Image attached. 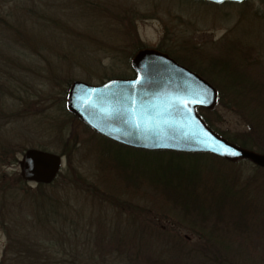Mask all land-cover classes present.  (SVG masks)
I'll return each instance as SVG.
<instances>
[{
	"label": "rangeland",
	"instance_id": "1",
	"mask_svg": "<svg viewBox=\"0 0 264 264\" xmlns=\"http://www.w3.org/2000/svg\"><path fill=\"white\" fill-rule=\"evenodd\" d=\"M256 41L264 43L262 0L221 6L190 0H0V264H31L27 251L47 255L43 261L65 263L63 258L69 256L60 258V245H41L64 230L70 235L77 232V255L85 244L88 249L95 246L97 237L103 248L106 244L113 256L106 254L100 264L134 262L130 259L135 250L139 252V236L150 230L155 234L150 242L153 254L172 261L171 234L185 239L176 237V243L196 253L191 248L204 241L186 226L180 208L166 207L149 186L137 192L127 182L139 178V182L186 184L193 179L198 183V174H224L227 169L219 170V163L208 155L196 159L137 151L101 139L62 111L63 96L74 81L98 85L111 78L132 77L130 63L141 48H163L209 74L210 61L223 62L220 59L234 45ZM254 60L259 62L257 69L264 68L263 44L251 52ZM215 110L220 114L215 129L230 137L246 133L247 123L239 114L221 106ZM28 149L63 156L61 172L51 185L24 181L19 186ZM101 155L107 163L116 158L130 165V175L116 169L103 171ZM242 165L243 180L255 166ZM261 169L260 175L264 174ZM31 196L57 199L66 225L54 218L57 223L48 222L50 227L43 230L32 226L33 221L27 220L31 207L25 200ZM258 201L264 204V199ZM40 204L47 207L48 201ZM209 213L208 207L203 210L204 215ZM40 219L47 220L43 215ZM254 222L264 224V211L257 213ZM7 231L15 240L9 252H5ZM163 232L171 233L169 240H156ZM218 235L220 241L236 239ZM245 237L250 240L243 242ZM118 240L130 243L127 261L121 255L114 257ZM230 245L232 251L241 252L236 264H264V242L257 243L255 235L244 233ZM72 246L73 242L65 245Z\"/></svg>",
	"mask_w": 264,
	"mask_h": 264
},
{
	"label": "trees",
	"instance_id": "2",
	"mask_svg": "<svg viewBox=\"0 0 264 264\" xmlns=\"http://www.w3.org/2000/svg\"><path fill=\"white\" fill-rule=\"evenodd\" d=\"M262 44L264 47V43ZM262 44L256 41L254 44L241 43L234 45V47H232L233 50H228L224 54V57L220 59H224L223 62L219 60L210 61L207 71L209 74L206 72L202 74L201 71H198L192 65L190 67L216 87L218 94L216 106H221L230 112L239 114L240 118L247 123V131L245 134L243 133L242 135L230 137L215 129L213 126L214 123L220 120V114L215 108L210 111L204 109L198 110L199 115L206 125L229 142L263 155L264 68L260 70L257 69L259 62L257 60L251 61V52L253 50L255 51L258 46H262ZM185 63L187 64V61ZM67 91L68 89L63 96L62 111L76 120L66 108ZM86 129L88 128L86 127ZM116 145L121 146L119 144ZM170 153L192 156L196 159L197 157H205V155H208L213 161L219 163L216 164L219 170H227L224 171V174L208 171L203 174H198V183L193 182V179L189 183L181 184L180 182L174 183L175 181L173 182L172 180L169 182H161L160 180L157 182H153V180L139 182V178H134L128 180L127 185L132 187V189L134 188L137 192L141 190L142 187L149 186L157 195L154 196V198L165 203L167 205L166 207L180 208L179 213L183 215V219L188 223L186 226H188L190 230H194L204 242L198 247L191 248L197 251L196 253H192L194 251L185 250L187 246L181 247V244L176 243V241H178L177 238H179L176 234L161 233V236L157 237L156 240L168 241V235L171 234L169 237H171L170 240L172 241V244H170L171 248H173L171 250L173 258L172 261L169 262V258L166 259L152 253L151 248L153 247H150L152 244L150 242L153 241L152 237L155 235L153 231L150 230V234H145L143 236L139 233V252L135 250L132 255L133 258L130 259L131 262H134L126 264H236L234 261H238L237 258L241 252L232 251L234 250L230 245L232 242L241 238L244 233L255 235L257 243L264 242V238H259L260 235H264V224L254 222L257 213L264 211V204L258 201L264 199V174L260 175L261 173H258L260 170L262 171L261 168L253 167L254 170L252 174L242 180V169L244 167L242 163L248 161L230 163L211 154ZM105 158L106 156L103 157V155L99 158V165L103 171L109 173V169H116L120 174L124 173L125 175H130V165L122 164L116 158L113 160L110 159L107 163ZM19 180L21 181L19 186L23 185L24 179L23 181L22 179ZM13 192L15 194L18 193V191ZM25 195H27V193ZM25 200H27L31 207L30 215H32L28 216L27 220L31 219L33 221L32 226H36V229L41 230L42 227H50L48 222H53L52 225H54L57 221H62V223L66 225V221L62 220L59 214L61 204L57 199L31 196V198L25 197ZM46 201H48L47 207L40 204V202ZM55 203L58 204V206L55 205ZM207 207L210 213L204 215L203 210ZM142 211L149 212L147 209ZM140 212L141 211H139V213ZM42 215L47 218V220L40 219ZM224 217L228 218V220L226 221ZM54 218H58V220L55 222L52 221L51 219ZM245 221H247V224H243ZM98 229L96 230L98 231ZM10 232L11 231H7L8 245L6 246L5 252L11 250L15 241L14 238L11 237ZM76 233L77 232H74L70 235L68 231L66 232L64 230L62 235L59 234L57 238L53 237V239L49 241L44 240L41 245H50L51 248L60 245V247H58V255L60 258L66 255L72 258V260H69V258L64 257L65 263L60 260V264H100L107 258L104 257L106 254H109L110 257L113 256V254L106 249V244L104 248L101 246L102 241H100L98 237L96 242L97 240H99V242H97L95 246H90V249H88V245L85 244L86 247H83L84 250H80L77 255V246H75L77 242ZM219 233H225V235H222L225 237H230V235H232L236 239L229 241L228 238L226 241H220ZM92 237L93 234L91 230V238ZM179 239L185 241V239ZM245 239L250 240V237H245L244 240L242 238V241L245 242ZM118 241V247L115 248L117 254L114 257L121 255L123 259L127 261L128 258L125 256L128 254V250L131 247L129 246L130 243L127 244L128 241H124L123 244L122 241ZM69 242H73V246L67 249L65 245ZM252 244H254V242H252ZM252 244L250 243V245ZM45 247L43 249H46L48 253ZM134 247L135 246H133V249ZM25 256H27V260L32 262L31 264H53L50 259L43 261L42 257L47 256H45V254L37 253V255H34L27 251ZM2 260L5 261L6 259L3 257ZM78 260L81 262L79 261L77 263L76 261ZM193 260L198 262H193Z\"/></svg>",
	"mask_w": 264,
	"mask_h": 264
},
{
	"label": "water",
	"instance_id": "3",
	"mask_svg": "<svg viewBox=\"0 0 264 264\" xmlns=\"http://www.w3.org/2000/svg\"><path fill=\"white\" fill-rule=\"evenodd\" d=\"M215 5L243 0H193ZM132 79L94 86L74 82L68 110L99 135L132 149L151 152L207 153L230 163L246 160L264 169V155L219 137L197 114L211 110L217 91L197 74L155 50L133 58ZM62 165L60 155L29 149L23 154L26 182L51 184Z\"/></svg>",
	"mask_w": 264,
	"mask_h": 264
},
{
	"label": "flooded vegetation",
	"instance_id": "4",
	"mask_svg": "<svg viewBox=\"0 0 264 264\" xmlns=\"http://www.w3.org/2000/svg\"><path fill=\"white\" fill-rule=\"evenodd\" d=\"M245 1H247V0H245ZM245 1H243L242 3H244ZM262 1H264V0H262ZM241 3V4H242ZM156 50H158V51H160V52H162V53H164V54H166V55H168L170 58H172L175 62H177L178 64H180V65H182V66H184V67H186V68H188V69H190V70H192V71H194L193 69H191V64H186L185 62V60H183V59H180V58H178V57H175V56H173L170 52H167L165 49H163V48H157ZM188 66V67H187ZM194 72H196V71H194ZM197 73V72H196ZM198 74V73H197ZM200 75V74H199ZM201 76V75H200ZM202 77V76H201ZM204 78V77H203ZM205 79V78H204ZM207 82H209L207 79H205ZM210 83V82H209ZM211 84V83H210ZM212 85V84H211ZM213 86V85H212ZM214 87V86H213ZM214 88H216V87H214ZM56 180H57V178H56ZM55 180V181H56Z\"/></svg>",
	"mask_w": 264,
	"mask_h": 264
}]
</instances>
